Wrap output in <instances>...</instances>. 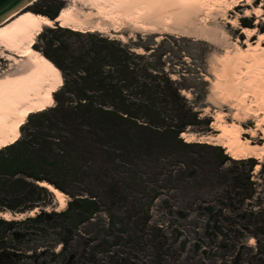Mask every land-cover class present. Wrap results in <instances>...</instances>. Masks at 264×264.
Listing matches in <instances>:
<instances>
[{
  "label": "trees",
  "instance_id": "16d2710c",
  "mask_svg": "<svg viewBox=\"0 0 264 264\" xmlns=\"http://www.w3.org/2000/svg\"><path fill=\"white\" fill-rule=\"evenodd\" d=\"M52 4L55 17L61 5L55 1ZM242 24L243 27L250 26L246 22ZM50 31L85 38L87 43L73 48L53 39L48 41L46 50H43L42 53L61 70L64 85L54 94L55 106L31 115L21 128V138L0 150V197L4 200L13 198L16 205L29 204L20 210L15 206L0 204L1 211L26 213L37 208L42 198L53 197L47 189L39 186V182H48L67 194V188L47 176L45 168L55 166L73 175L77 172L85 175L83 163L89 156L94 158L101 170L99 186L108 187L113 195L118 194L115 189H120V181H131L145 188L147 180L142 175V169H145L147 179L151 176L157 180L162 175L166 187L168 184L174 189L183 181L182 175L185 173L182 168L185 165L190 171L188 175L193 179L198 180L199 169L201 176L204 174L209 182V174H224L219 170L227 161L250 164V170L257 165L254 159L232 160L221 147L200 142L187 143L181 138L183 133L199 126L205 128L197 132H210L213 120L202 118L182 94V91L190 89L183 81L187 77H194V74L188 70L180 72L174 67L166 68L168 63L164 59L168 58L170 52L160 49L172 36L166 35L159 44L144 46L138 42L124 44L98 34L76 33L58 26ZM138 41H143V37L139 35ZM135 48H143L145 54H138ZM36 49L39 50L38 47ZM174 76H178V79ZM202 80L197 78V82ZM34 118L43 121L34 123ZM70 145L80 150L81 159L73 156ZM195 149L209 150L215 154L216 162H200L194 158L181 161L176 156L175 150L187 152ZM211 166H216V169ZM149 171L152 175H149ZM178 172L181 173L175 177ZM244 178L249 180V176L233 177L232 186L238 187L240 179ZM164 193L162 190L159 196ZM69 195L73 199L62 212L48 214L42 211L35 217L19 221L0 219V264H22L24 257L36 260L39 256L44 257L47 255L45 251L37 255V247H29L24 251L18 249L17 244L48 238L51 248L62 245L58 253H51L53 258L61 259V264H75L78 253L71 256L68 252V238L61 234L51 237L53 234H49L48 228L42 226L58 222L57 218L81 225L93 220L102 211L97 196ZM164 203L169 206L168 201ZM134 205L131 217L136 222L133 224L138 233L145 232L150 228L149 215L142 212V205ZM141 213L144 216H139ZM168 215L171 218L167 222L168 226H172V219L177 215L174 207L169 206ZM178 215L186 217L183 211H179ZM114 220L111 216L108 226L114 224ZM154 230L156 238H160L161 248L168 245L164 226L158 225ZM130 232L133 236L129 240H136V246L141 247V236H138L137 231ZM71 233L67 230V234ZM28 251L32 253L27 255Z\"/></svg>",
  "mask_w": 264,
  "mask_h": 264
},
{
  "label": "rangeland",
  "instance_id": "374dc122",
  "mask_svg": "<svg viewBox=\"0 0 264 264\" xmlns=\"http://www.w3.org/2000/svg\"><path fill=\"white\" fill-rule=\"evenodd\" d=\"M54 1L61 5L58 13L67 6L64 0H39L33 2V5L25 10L47 16L54 10L52 4ZM263 1L253 0V6H258ZM247 8L250 7H240L228 15L229 17L240 15L238 27H242V23L246 22L250 24L247 28L256 29L257 34L264 33V22L261 19H257L256 16L244 17ZM92 22L111 25L109 21L97 17H93ZM197 24L199 28L203 26L206 29L204 32L209 37L202 34V29L197 31L199 33H196V36L191 39L172 36L160 49V51L170 52L167 55L168 58L164 59L168 63L166 68L174 67L180 72L188 70L194 74V77H187L183 81V84L190 87L189 90H184L189 92L190 96H183L200 112L202 118H211L213 123L215 117L221 114L229 123L236 122L245 129H256L257 119L251 115L245 116L242 110V104L248 105L253 98L251 81H249L254 75L253 72H249L251 69L243 66L241 69L243 78L233 82L234 91L228 88V84L221 77L223 75L222 59L226 52L230 51L232 55L236 53L237 39L240 40L242 47H246L243 44L246 36L242 35L238 28H233L223 20V11L213 12L208 22L199 19ZM52 29L45 28L43 36L38 37L35 47H38L39 51L46 50L48 41L53 39L73 48L87 43L85 38L52 33L50 31ZM135 39L129 43L138 42L144 46L161 43L156 42V36L153 35L143 36L141 42L138 41V36ZM256 39L257 37L253 40L256 41ZM9 71L15 73L16 66L12 62L0 59V74ZM174 78L178 79V76H174ZM197 78L203 80L197 82ZM33 121L39 123L43 120L34 118ZM211 125L210 132H197L196 130L205 128L202 126L201 129L199 126L189 133L199 137L215 136L218 132ZM243 136L252 140L255 145H264V140L260 139L263 137L261 132H257L256 137H252L250 134ZM75 147L74 145L69 146L73 156L81 159L80 150ZM175 152L181 161H190L194 158L200 162L207 160L216 162L215 154L209 150L195 149L187 152L175 150ZM224 152L226 154V150ZM227 156L231 158V156ZM254 160L257 165H260L259 170L256 171L257 165L250 170V164L241 165L227 161L219 170L224 174L220 176L216 173L209 174L210 182L205 179L204 174L201 176V170L198 168L200 172L198 180L193 179L190 174L188 175L190 171L185 165V168H182L185 173L182 175L183 181L174 189L168 184L166 187L165 178L162 175L157 180L152 179L151 176L147 179V173L145 169H142V175L147 180L145 188L138 187L131 181H120V189H115L118 191L117 195L111 194L108 187L99 186L98 177L101 170L98 163L90 156L83 163L86 170L85 175L83 172L76 173V171H74L76 174L73 175L60 167L49 166L44 171L47 176L63 184L69 194L97 196V202L102 212L85 224L80 225L78 222L71 224L70 220L56 217L58 222L50 226L43 225L42 228H48L49 234H53L51 237L61 234L68 238V252L71 256L78 253L74 261L75 264H221V262H225V264H264V160L262 162ZM211 168L216 169V166H211ZM180 173L178 172L175 177ZM149 175H152L150 171ZM235 176L241 178L249 176V180L240 179L238 187L232 186V178ZM218 177L220 178L218 179ZM162 190L165 193L163 196H159ZM68 193L66 199L70 202L73 198ZM156 196L158 198H155ZM246 197H250V199H246ZM164 201H168L169 206L174 207L177 213L172 219V226H168L167 223L171 218L168 215L169 206H165ZM134 203L140 207L142 205V212L149 215L148 226L150 228H147L145 232L138 233L133 224L136 222L131 217ZM0 204L15 206L19 210L29 205L28 203V205H16L13 198L4 200L2 197H0ZM37 207L40 212H48V214L61 211L60 204L54 196L42 198ZM179 211H183L186 217L181 218L178 215ZM111 216L115 218L114 224L108 226ZM139 216H144V214L141 213ZM158 225L164 226V234L168 238V245L163 248L159 244L160 238L155 236L154 229ZM67 230L72 233L67 234ZM132 230L137 231L138 236H141V247L136 246V240L134 242L129 240ZM253 240L254 244L251 243ZM49 242L48 238L39 241L33 239V241L17 244V248L24 251L29 247L39 248L38 256L43 251H45L44 254H47L42 258L39 256L37 260L24 257L22 264H61L62 260L53 258L51 253L53 251L58 253L62 245L51 248L48 245ZM31 253L32 251H28L27 255Z\"/></svg>",
  "mask_w": 264,
  "mask_h": 264
},
{
  "label": "bare ground",
  "instance_id": "6f19581e",
  "mask_svg": "<svg viewBox=\"0 0 264 264\" xmlns=\"http://www.w3.org/2000/svg\"><path fill=\"white\" fill-rule=\"evenodd\" d=\"M39 0H35L37 2ZM67 6L62 8L55 19L37 14L30 10L14 12L0 25V59L12 62L17 71L0 74V150L15 144L21 138V128L32 114L45 112L55 106L54 94L64 85L61 70L41 51L36 49L38 37L45 28H63L82 34H107L116 37V41L127 44V38L111 31H121L127 24L139 30L162 32L157 33L156 42H161L167 34L177 38H193L197 31L206 29L198 27L199 19L209 21L213 12L223 11V20L233 28H238L246 36L240 45L235 43L236 53L230 51L222 59L223 80L231 91L233 82L242 80L243 66L253 72L251 80L252 100L248 105L242 104L245 116H254L256 129H245L239 123H229L219 114L212 127L218 132L215 136H197L183 133L187 143H206L221 147L232 159L264 160V145L255 143L243 135L256 137L261 132L264 140V33L257 34L256 29L238 27L240 15L229 17L228 13L240 7H250L244 12L245 18L256 16L264 22V1L258 6L248 4L247 0H64ZM33 5V2L26 8ZM24 9V10H23ZM259 9V14H257ZM86 10V11H84ZM246 13H248L246 15ZM103 18L110 26L101 22L93 23L92 18ZM203 23V22H201ZM202 25V24H201ZM224 32V31H223ZM153 34V33H152ZM201 34V33H200ZM226 34V32H224ZM229 36V35H228ZM257 37L256 41L253 39ZM201 39V38H198ZM136 39L134 38L133 41ZM208 41L206 39H202ZM138 54H145L143 48L134 49ZM242 76V77H241ZM218 87V86H217ZM189 97L190 93L182 91ZM260 165L256 166V171ZM40 187L47 189L60 204L62 212L67 208V194L48 182H39ZM37 207L26 213L14 215L10 211H0V219L19 221L40 214Z\"/></svg>",
  "mask_w": 264,
  "mask_h": 264
},
{
  "label": "water",
  "instance_id": "95a60500",
  "mask_svg": "<svg viewBox=\"0 0 264 264\" xmlns=\"http://www.w3.org/2000/svg\"><path fill=\"white\" fill-rule=\"evenodd\" d=\"M34 1L35 0H0V25H2L4 21L8 19V17L14 12L21 10L23 7H25L26 9L27 5L31 4ZM58 15H56L55 17H50L48 15L47 16L51 19H55ZM13 214L17 215L18 213Z\"/></svg>",
  "mask_w": 264,
  "mask_h": 264
},
{
  "label": "crops",
  "instance_id": "0c3cea01",
  "mask_svg": "<svg viewBox=\"0 0 264 264\" xmlns=\"http://www.w3.org/2000/svg\"><path fill=\"white\" fill-rule=\"evenodd\" d=\"M112 32L115 35L117 34L116 36H119V34L124 35L127 38L126 42L128 43L131 40L133 41V39L139 35L143 37V36H150V35L156 36L158 35L157 33L162 34V32H151V31L139 30L133 27L131 24H127L125 28H123L121 31H117V32L111 31V33ZM167 35H170V34H167Z\"/></svg>",
  "mask_w": 264,
  "mask_h": 264
},
{
  "label": "built area",
  "instance_id": "2783aa9c",
  "mask_svg": "<svg viewBox=\"0 0 264 264\" xmlns=\"http://www.w3.org/2000/svg\"><path fill=\"white\" fill-rule=\"evenodd\" d=\"M100 35H101V37L109 39V40L118 39V38H114V37L108 36L107 34H100Z\"/></svg>",
  "mask_w": 264,
  "mask_h": 264
},
{
  "label": "snow or ice",
  "instance_id": "6c2138e0",
  "mask_svg": "<svg viewBox=\"0 0 264 264\" xmlns=\"http://www.w3.org/2000/svg\"><path fill=\"white\" fill-rule=\"evenodd\" d=\"M252 2H253V0H247V3H248V4H252ZM247 14H248V13H246V15H247ZM257 14H259V9H257ZM261 39H264V36H262ZM251 243L254 244L255 241L253 240V241H251Z\"/></svg>",
  "mask_w": 264,
  "mask_h": 264
},
{
  "label": "flooded vegetation",
  "instance_id": "af4514ba",
  "mask_svg": "<svg viewBox=\"0 0 264 264\" xmlns=\"http://www.w3.org/2000/svg\"><path fill=\"white\" fill-rule=\"evenodd\" d=\"M50 17H53V13L52 12H49L48 13Z\"/></svg>",
  "mask_w": 264,
  "mask_h": 264
}]
</instances>
